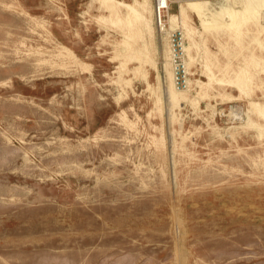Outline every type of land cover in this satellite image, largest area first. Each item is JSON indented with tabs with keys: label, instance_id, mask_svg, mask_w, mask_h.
<instances>
[{
	"label": "rangeland",
	"instance_id": "1",
	"mask_svg": "<svg viewBox=\"0 0 264 264\" xmlns=\"http://www.w3.org/2000/svg\"><path fill=\"white\" fill-rule=\"evenodd\" d=\"M197 1V49L188 0L158 25L187 40L189 88L171 68L188 99L172 105L156 14L154 62L139 63L146 38L120 55L98 0H0V264H264V33L235 41L220 21L242 1L264 26V6ZM214 15L222 28L204 33ZM240 66L244 93L229 81Z\"/></svg>",
	"mask_w": 264,
	"mask_h": 264
},
{
	"label": "bare ground",
	"instance_id": "2",
	"mask_svg": "<svg viewBox=\"0 0 264 264\" xmlns=\"http://www.w3.org/2000/svg\"><path fill=\"white\" fill-rule=\"evenodd\" d=\"M98 1L102 5V7L104 6L105 9H107L109 12V14L106 16H103L102 19H106V20L110 21L113 25L120 26L124 30L125 40H123L122 42L119 43V46L121 48L120 49V55H122V56L125 55V53L130 48V43L128 42V39L130 37V34L134 32L137 37H142V38L144 37V38H146V40H145V43L142 46L138 47L136 50L131 49L133 52L132 53L133 58L137 59V61L139 63H146V62L147 63H153L154 62L153 56H152L153 49H151L150 44L152 42L153 37H155L156 29L152 25V17L154 18V16H155V10H154V6H153V14H152L151 0H137L140 9L133 8V6L128 5V3L125 2L124 0L123 1H120V0H98ZM238 4H240L239 7L236 8L237 3H235L233 8L229 9L227 11V13L223 16V19L220 20L221 23L225 22V20H227V19L230 20L229 24H227L228 25L227 28L225 27V29L227 30V33L231 35V37H233V38L235 37L234 39L233 38L232 39L235 40V39H237L236 37L238 35L241 36L240 32H241V28H243V27L246 28L248 33L249 32H252V33L257 32L256 34L264 33V26H262V25L259 26V15L256 14V12H249L248 5L246 3L240 1V3H238ZM259 4H260V7H263L264 6V0H259ZM204 7H205V4L202 2H199L197 0H188V2L186 3V5H184V7L183 6L180 7L179 14H178L181 16V18H182L181 20H183V21H181V20L180 21L182 22L181 26H182V31L185 35V38L188 40L190 47L194 48V49H197V41L195 39L196 35H197V31L190 23V20L187 16V10L192 9L196 13V15L199 16ZM167 8H168V5H166V9ZM166 9H164V10L162 9L161 13H160V20L163 21V23H161L162 24L161 28L166 27V29H168V28L170 29V26L173 25L172 23L174 22V19L177 16L176 15H170V14L167 16V10ZM258 11H259V9H258ZM167 18H168V20H167ZM98 19H100V18H98ZM218 21H219L218 16L214 15L211 18L210 22H208L206 24L207 26L204 29V33H206V32L208 33L211 31L215 32L216 30L221 29L222 26L221 25L219 26L217 24ZM135 26H140V29H138V28L136 29ZM40 27H42V25ZM129 28H130V31H128ZM166 33L169 34L168 32H165L164 30L161 31L158 24H157V34H158L159 38L161 40H165L167 42V49L165 50V59L167 60V62H166L167 72H166V75L164 77L165 83H164V81H163V83L165 84V87L167 88V92L169 94V99L173 105V104L180 102L182 100H187L188 95H187V91H178L174 86L173 73H172V68H171L172 53L170 50V46L168 43V36ZM247 36H249V35H247ZM250 38H248V39H250ZM147 39H150V42L147 41ZM235 41H237V40H235ZM237 43H239V42H237ZM237 46L240 47V45H238V44H237ZM241 48H242V46H241ZM64 50L67 52V54L69 56H71V58H72V56L75 57V55H73V53L68 48L64 47ZM227 50L225 52H228ZM123 59H125V57ZM251 59H253V58H251ZM190 60L192 61L193 59H189V61ZM262 60L263 59L257 58L254 61V63H257L258 65H259V63L262 64L263 63V62H261ZM45 62H46V60H45ZM121 65H123V64L121 63ZM251 65H252V63H251ZM227 67L228 66H226V68ZM247 69H248V67H246V66H242V67L240 66V67H237L236 69H233V74H229V76H230L229 81H231L230 83L233 84L232 86L234 88L239 89L243 93L246 90L245 88H248L249 84L253 81V78H254L253 75L247 71ZM208 71H210V70H208ZM210 72H212V71H210ZM226 72H228V70ZM222 75H223V73H222ZM226 75H228V74H226ZM213 78H214V76H213ZM227 82H228V80H227ZM210 84H212V81ZM189 86H190V83L188 85V88H189ZM249 91L250 90H248V92ZM224 99H226V98H224ZM156 103H157V105L160 104V100L158 98H157ZM253 105L258 106V104H256V103H254ZM260 109H261L260 115L262 117H264V106H260ZM250 123H249V126L251 125ZM239 128H241V127H239ZM245 128H247V127H245ZM176 228H178V227H176ZM182 257H184V256H182ZM184 259H185V257H184ZM178 260H180V259L178 258ZM183 262H182V264H183Z\"/></svg>",
	"mask_w": 264,
	"mask_h": 264
},
{
	"label": "built area",
	"instance_id": "3",
	"mask_svg": "<svg viewBox=\"0 0 264 264\" xmlns=\"http://www.w3.org/2000/svg\"><path fill=\"white\" fill-rule=\"evenodd\" d=\"M153 3L156 14V21L158 25L161 26V23H163V21H160V13L162 9H166V5H168V2L167 0H153ZM169 5H171V2ZM169 9L167 8L166 10L168 11ZM170 31L171 32L169 34H166L169 39L168 43L172 53L171 65L174 69L175 83L178 88L184 90L188 86L187 83L189 77V73L185 66V47L187 46V40L184 38L182 32L178 28Z\"/></svg>",
	"mask_w": 264,
	"mask_h": 264
}]
</instances>
